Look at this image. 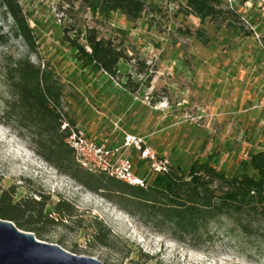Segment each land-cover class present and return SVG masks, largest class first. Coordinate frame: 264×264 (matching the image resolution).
Returning <instances> with one entry per match:
<instances>
[{
	"label": "rangeland",
	"instance_id": "1",
	"mask_svg": "<svg viewBox=\"0 0 264 264\" xmlns=\"http://www.w3.org/2000/svg\"><path fill=\"white\" fill-rule=\"evenodd\" d=\"M219 1L225 12L200 19L187 12L183 0H147L141 17L129 21L116 12L104 20L80 0H18L35 48L19 36L0 2V188L14 187L16 200L40 191L50 203L61 200L72 207L63 224L45 225L39 240L105 264H264V209L222 215L177 240L59 172L37 154L23 130L2 118L9 73L18 60L28 58L52 73L63 116L74 127L75 121L103 115L109 135L123 141L126 135L143 138L170 166L187 171L193 161H207L227 175L241 173V161L251 151L240 146L232 125L225 130L228 121L219 113L229 109L238 76L250 79L257 69L264 76V5L262 0ZM89 27L103 36L123 31L118 36L133 58L119 63L116 77L85 65L64 39H77V32ZM123 92L130 95L121 101ZM116 101L122 106L112 117ZM130 125L137 132H128ZM124 155L140 166L136 149ZM143 159L146 170L139 176L150 184L155 174L148 171L149 159ZM133 170L137 174L134 164ZM96 221L110 230L106 245L93 239Z\"/></svg>",
	"mask_w": 264,
	"mask_h": 264
},
{
	"label": "trees",
	"instance_id": "2",
	"mask_svg": "<svg viewBox=\"0 0 264 264\" xmlns=\"http://www.w3.org/2000/svg\"><path fill=\"white\" fill-rule=\"evenodd\" d=\"M183 1L187 12L200 19L225 12L219 7V0ZM0 2L11 16L19 36L30 48H35L33 31L18 0ZM80 2L104 20L116 12L129 21H136L145 11L147 0ZM113 32L103 36L95 27H89L78 31L77 39L66 36L64 39L76 47L85 65L91 64L110 77H116L119 63H129L133 57L128 53L124 37L118 36L123 31ZM79 39L83 40L82 44L78 43ZM51 75L49 69L41 68L28 58L18 60L9 73L10 96L4 99L1 112L4 122L23 130L37 154L59 172L92 192L100 191L144 223H152L159 231H168L177 240L196 234L200 227L222 215L240 216L264 209V150L251 152L248 159L242 160V172L236 175H227L207 161H193L187 171L177 165L169 166L167 172L155 174L146 188L82 168L67 142L74 123L63 116L61 91ZM71 213L69 203L59 200L52 204L40 191L16 200L14 187L0 188V218L12 221L19 229L33 232L39 239L45 225L63 224ZM95 228L93 239L106 245L110 230L101 221H96Z\"/></svg>",
	"mask_w": 264,
	"mask_h": 264
},
{
	"label": "crops",
	"instance_id": "3",
	"mask_svg": "<svg viewBox=\"0 0 264 264\" xmlns=\"http://www.w3.org/2000/svg\"><path fill=\"white\" fill-rule=\"evenodd\" d=\"M127 63V62H126ZM263 64V63H262ZM258 68H261V63H257ZM261 75L260 71L257 69L254 75L250 79L242 78L238 76L234 85V97L230 101L229 109H225L219 114H223L225 122V130L231 129L232 125L235 130L240 134L237 140H240V146L245 148L246 146L251 152H257L264 150V76ZM130 95L129 92H123L119 94L121 101ZM119 97L117 99L119 100ZM120 101V102H121ZM119 101L113 103L112 112L110 115L113 117V111L122 106ZM115 104V105H114ZM118 106V107H115ZM126 107L124 108V110ZM109 113V111H108ZM135 116V113L134 115ZM227 117V118H226ZM139 119V117H137ZM119 120L122 117L118 118ZM115 120V119H114ZM103 115L101 117L97 116L95 120L75 121V127L82 129L87 132V134L94 139L96 142H105L111 147H118L122 145L123 137H115L109 135L110 129H106L103 123ZM175 124V123H173ZM154 126H160V122L154 123ZM128 132H137L133 125L128 126ZM155 138V132L152 133ZM119 135V134H118ZM151 135V134H150ZM248 139V140H247ZM132 148V147H131ZM135 150V149H134ZM136 153V152H135ZM139 167L135 166V172L141 175L146 170V160L135 156ZM133 162V160H132Z\"/></svg>",
	"mask_w": 264,
	"mask_h": 264
},
{
	"label": "built area",
	"instance_id": "4",
	"mask_svg": "<svg viewBox=\"0 0 264 264\" xmlns=\"http://www.w3.org/2000/svg\"><path fill=\"white\" fill-rule=\"evenodd\" d=\"M67 142L74 150L76 161L82 168L108 175L132 186L146 188L148 183L134 173L133 164L124 155V150L132 147L142 158L149 159L148 171L151 174L167 172L170 166L167 158H157L143 138L134 135H126L121 146L111 147L105 142H96L86 131L74 127L70 128Z\"/></svg>",
	"mask_w": 264,
	"mask_h": 264
},
{
	"label": "water",
	"instance_id": "5",
	"mask_svg": "<svg viewBox=\"0 0 264 264\" xmlns=\"http://www.w3.org/2000/svg\"><path fill=\"white\" fill-rule=\"evenodd\" d=\"M0 264H105L39 240L31 231L19 229L0 218Z\"/></svg>",
	"mask_w": 264,
	"mask_h": 264
}]
</instances>
